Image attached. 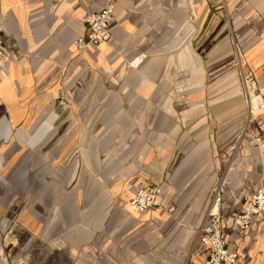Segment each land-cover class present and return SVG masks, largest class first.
Returning <instances> with one entry per match:
<instances>
[{
	"label": "crops",
	"instance_id": "0c3cea01",
	"mask_svg": "<svg viewBox=\"0 0 264 264\" xmlns=\"http://www.w3.org/2000/svg\"><path fill=\"white\" fill-rule=\"evenodd\" d=\"M106 1L0 0L2 41L13 57L0 75V264H154L148 249L156 243L168 253L156 264H180L192 254V233L149 230L164 221L161 207L174 191L213 164L208 120L200 118L214 107L206 65L232 55L234 41L244 67L264 82V0H115L111 40L78 51L87 16ZM183 71L188 78L180 80ZM236 72L238 86L225 76L222 97L244 105L245 127ZM187 96L199 102L188 105ZM245 133L238 168L253 193L264 164V111ZM119 136L133 162L97 167L100 143ZM212 172L208 166L193 189L207 175L215 180ZM145 181L161 185L157 205L142 213L120 208ZM229 203L227 217L241 207ZM253 222L247 232L224 226L240 261L247 254L248 264H264V220ZM207 254L199 247L193 262Z\"/></svg>",
	"mask_w": 264,
	"mask_h": 264
},
{
	"label": "rangeland",
	"instance_id": "374dc122",
	"mask_svg": "<svg viewBox=\"0 0 264 264\" xmlns=\"http://www.w3.org/2000/svg\"><path fill=\"white\" fill-rule=\"evenodd\" d=\"M192 21L196 22L197 18L194 20L192 19ZM231 49L232 55L226 54L225 57L217 63L214 62L206 65L207 78L205 80L203 79V85L212 90V94L210 96L213 101L211 104L214 105V107L211 108L210 111H207L206 114L205 112H202L200 117H205L204 119L208 120V127H205V130L209 133L208 141L211 149V159L213 164L211 162V164L202 168L198 175L190 181L189 186L187 185L183 190L179 189L176 192L174 191L171 201L168 204H163L161 207L160 215L163 217L164 221L154 223L151 226L152 228L149 230V232L152 230L158 231L160 235L164 237H166L167 234L170 235L176 232L179 228H185L192 233V236L190 237V247H193L192 254L190 255V252L187 253L183 257L180 264H195L193 262V254H195L199 249V245L197 244L198 231L206 217L207 212L214 206L212 203V197L210 198V188L213 187L214 182L217 181L216 185H218L220 182L225 180L226 208L231 207L229 203L230 201L236 204L241 203V199L245 200L246 197L250 195L252 190V186L249 187L247 185L248 182L246 183L245 181L246 176L243 171L239 170L241 158L238 157V149H240L242 141L246 135V125L245 127H241L244 105L240 104V101L237 98L233 99L231 97H222L226 91L225 76L232 73L236 78L231 88H235L236 84L238 86L240 82L237 80L236 74L238 69L237 52L239 50L234 41H232ZM177 77H179L180 80H183L187 79L188 75L185 71H183L180 72ZM219 88H221V90H218ZM193 99L197 100L196 102H199V97L187 96L186 101L188 102V105L194 102ZM99 115L100 134L105 135L107 132H105V128H103V126H105V122H103L102 116L104 117L106 112H100ZM122 141L123 137L119 136L114 142L100 143L99 154L101 155V159L104 160H101L102 164H99L97 167H113L115 169H120L133 162L126 159L125 151L127 144L122 143ZM128 145H130V143H128ZM211 165H213L214 168L212 175L216 173V177L214 178L215 180H213V178L210 179L207 175L205 186L203 187V185H201L199 189L197 188L194 190V185L197 183H204V176L208 171V166ZM219 167L220 169H218ZM116 199L119 201L120 197H117ZM128 200L129 199H121V201L118 202V204L121 205L119 207L125 209V204L128 203ZM263 235L264 233L260 236ZM257 241L258 240L254 243V248L257 246ZM160 242L162 243V241ZM125 243L126 242L122 241V247ZM133 244L138 247L136 242ZM252 248L253 246L248 247L249 250H252ZM148 251L151 252L149 261L154 259L158 263L161 261V258L165 256L163 253L168 254L166 251L162 250L160 243H156L150 247ZM116 254L119 261H123L126 258L123 250L120 248H116ZM255 254H258L256 250ZM258 256L259 255H257V257ZM134 258L136 259L137 257ZM156 262L154 264H156ZM244 262L245 264L250 262L247 254L238 264H244Z\"/></svg>",
	"mask_w": 264,
	"mask_h": 264
},
{
	"label": "built area",
	"instance_id": "2783aa9c",
	"mask_svg": "<svg viewBox=\"0 0 264 264\" xmlns=\"http://www.w3.org/2000/svg\"><path fill=\"white\" fill-rule=\"evenodd\" d=\"M190 17L197 18L193 13V5L190 3ZM114 7L115 0H107L106 4L99 10L90 13L87 18L86 33L75 39L74 45L78 51H83L89 46L99 45L111 40L114 30ZM241 58V56H240ZM238 57V73L242 83L246 104V129L252 122L256 113L264 111V82H260L253 70L246 69L242 60ZM13 59L12 54L4 47L2 41V28L0 26V75L3 66ZM258 98L254 104L253 97ZM246 132V131H245ZM225 180L220 182L212 197L213 205L219 207L213 211L212 207L198 231L197 244L208 250L207 256L200 264H237L240 261V252L231 244L229 235L225 229L224 221L232 230L242 229L249 231L255 219L264 220V164L261 177L254 187L253 193L241 199L239 211L227 217L225 215ZM162 193V188L149 181L142 183L135 195L129 198L127 205L132 211L145 212L157 205V200Z\"/></svg>",
	"mask_w": 264,
	"mask_h": 264
},
{
	"label": "bare ground",
	"instance_id": "6f19581e",
	"mask_svg": "<svg viewBox=\"0 0 264 264\" xmlns=\"http://www.w3.org/2000/svg\"><path fill=\"white\" fill-rule=\"evenodd\" d=\"M192 5H193V13L195 14V16H196V13H195V4L194 3H192ZM239 57V56H238ZM240 58V57H239ZM253 100H254V104H257V100H258V98L256 97V95L253 97ZM127 208H129L130 209V207L127 205ZM131 210V209H130ZM212 210L213 211H218L219 210V207L217 206V205H214V207L212 208ZM135 212V211H134ZM238 264V263H237Z\"/></svg>",
	"mask_w": 264,
	"mask_h": 264
}]
</instances>
